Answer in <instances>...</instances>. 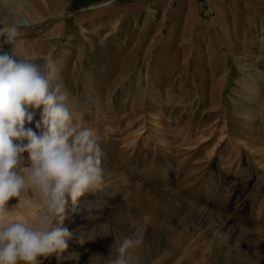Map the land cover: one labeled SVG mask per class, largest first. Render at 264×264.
I'll return each mask as SVG.
<instances>
[{
	"label": "rangeland",
	"instance_id": "rangeland-1",
	"mask_svg": "<svg viewBox=\"0 0 264 264\" xmlns=\"http://www.w3.org/2000/svg\"><path fill=\"white\" fill-rule=\"evenodd\" d=\"M10 23L106 152L101 186L65 204L78 261L42 264H107L124 237L135 264H264V0H0ZM10 203L44 211L28 185Z\"/></svg>",
	"mask_w": 264,
	"mask_h": 264
},
{
	"label": "clouds",
	"instance_id": "clouds-1",
	"mask_svg": "<svg viewBox=\"0 0 264 264\" xmlns=\"http://www.w3.org/2000/svg\"><path fill=\"white\" fill-rule=\"evenodd\" d=\"M19 34L16 23L0 26V264H42L53 255L78 261L77 252L64 256L74 235L63 224L65 204L101 186L106 152L95 130L74 129L69 92L62 83L54 85L55 60L48 57L41 65L15 54ZM26 185L44 205L32 218L9 206ZM141 243L130 237L113 242L107 264H135L131 253ZM97 257L90 256L89 264Z\"/></svg>",
	"mask_w": 264,
	"mask_h": 264
},
{
	"label": "bare ground",
	"instance_id": "bare-ground-1",
	"mask_svg": "<svg viewBox=\"0 0 264 264\" xmlns=\"http://www.w3.org/2000/svg\"><path fill=\"white\" fill-rule=\"evenodd\" d=\"M13 205H15V204H13ZM9 206H10V207H13L12 204L10 203V201H9ZM15 206H16V205H15ZM20 207H22V206H20ZM12 211H13V210H12ZM17 211H18V210H17ZM14 212H15V211H14ZM29 213H30V212H29ZM36 214H37V213H36ZM38 214H39V213H38ZM134 260H135V259H134ZM137 260H138V259H137ZM137 260H135V263H136Z\"/></svg>",
	"mask_w": 264,
	"mask_h": 264
}]
</instances>
